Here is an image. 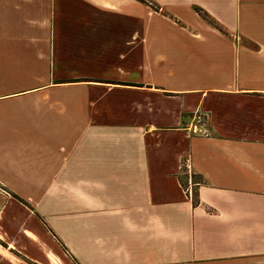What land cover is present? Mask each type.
Masks as SVG:
<instances>
[{
    "label": "crops",
    "instance_id": "obj_1",
    "mask_svg": "<svg viewBox=\"0 0 264 264\" xmlns=\"http://www.w3.org/2000/svg\"><path fill=\"white\" fill-rule=\"evenodd\" d=\"M0 264H264V0H0Z\"/></svg>",
    "mask_w": 264,
    "mask_h": 264
},
{
    "label": "trees",
    "instance_id": "obj_2",
    "mask_svg": "<svg viewBox=\"0 0 264 264\" xmlns=\"http://www.w3.org/2000/svg\"><path fill=\"white\" fill-rule=\"evenodd\" d=\"M143 2H147L148 4L150 3V0H141ZM199 13L203 15L207 20H209L211 23L217 25L215 21L203 10L198 9ZM219 28H221L218 25ZM181 182L183 186L186 188L189 196L193 200L194 203L197 202V189L198 186L201 184L202 180L197 177V174L192 170L189 169L185 161L183 162L182 169H181V176H180Z\"/></svg>",
    "mask_w": 264,
    "mask_h": 264
},
{
    "label": "built area",
    "instance_id": "obj_3",
    "mask_svg": "<svg viewBox=\"0 0 264 264\" xmlns=\"http://www.w3.org/2000/svg\"><path fill=\"white\" fill-rule=\"evenodd\" d=\"M207 125V114L206 113H198L195 116V123L192 127L193 131L195 133H207L208 129L206 127ZM186 166L191 169L190 161L187 159L185 160Z\"/></svg>",
    "mask_w": 264,
    "mask_h": 264
}]
</instances>
